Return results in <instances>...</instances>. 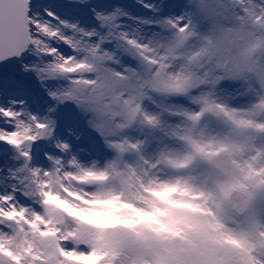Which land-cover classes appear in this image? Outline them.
<instances>
[{"label":"snow or ice","instance_id":"obj_1","mask_svg":"<svg viewBox=\"0 0 264 264\" xmlns=\"http://www.w3.org/2000/svg\"><path fill=\"white\" fill-rule=\"evenodd\" d=\"M57 8L0 0V264H264V0Z\"/></svg>","mask_w":264,"mask_h":264},{"label":"rangeland","instance_id":"obj_2","mask_svg":"<svg viewBox=\"0 0 264 264\" xmlns=\"http://www.w3.org/2000/svg\"><path fill=\"white\" fill-rule=\"evenodd\" d=\"M125 2L128 3L129 5L132 4V0H125ZM43 3L45 6H51L54 8V10H58L57 8L58 0H43ZM132 11L136 15L140 14V12H138L136 8H133Z\"/></svg>","mask_w":264,"mask_h":264}]
</instances>
